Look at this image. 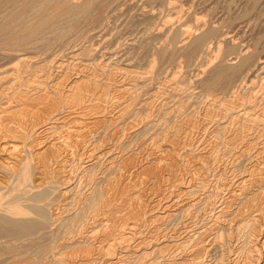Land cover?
<instances>
[{
    "label": "bare ground",
    "instance_id": "obj_1",
    "mask_svg": "<svg viewBox=\"0 0 264 264\" xmlns=\"http://www.w3.org/2000/svg\"><path fill=\"white\" fill-rule=\"evenodd\" d=\"M245 1L221 23L199 17L191 29L147 31L135 47L152 51L147 62L155 72L176 53L188 64L202 56L194 85L208 102L195 117L186 109L192 82L175 81L171 89L182 93L175 106L148 90L138 107L140 94L125 83L110 81L99 96L90 93L101 87L103 72L55 73L59 60L49 53L35 59L72 35L88 38L83 27L103 26L123 0H0V264H264V93L240 95L241 87L253 86L244 89L250 73H264V34L255 32L248 46L238 37L241 23L264 16V0ZM148 15L142 18H153V10ZM258 19L251 26L261 29ZM159 38L165 41L157 45ZM90 46L78 54L92 55ZM151 129L146 149H130ZM153 217L155 229H140Z\"/></svg>",
    "mask_w": 264,
    "mask_h": 264
},
{
    "label": "rangeland",
    "instance_id": "obj_2",
    "mask_svg": "<svg viewBox=\"0 0 264 264\" xmlns=\"http://www.w3.org/2000/svg\"><path fill=\"white\" fill-rule=\"evenodd\" d=\"M126 1V0H125ZM124 0H123V3L121 2V5L120 4H118V5H116V6H114L113 8H111L108 12L109 13H107V20H106V22L103 24V26L101 25V27H99L98 25H96V27H92V29H94V30H92L91 31V28L90 29H88L89 27H88V25H85L84 27H83V30H87L88 31V33H89V35H88V38L90 37V34L92 33L93 35H91V37L88 39L85 35H80L81 37H79V36H77V35H72V36H70L66 41L67 42H64V43H57L55 46H53L51 49H50V51L51 50H53L52 51V53L51 52H48V51H42V52H39V53H35V51H30V52H32L33 53V55H34V53H35V59H38V60H41V58H43V56H41V57H39V56H36V54H41L42 53V55H44L45 56V54H47V53H49L50 54V56H49V54H47L44 58H46V57H48L49 56V58L48 59H50L51 60V56H52V59L53 60H59V62L62 64L61 66L63 67V68H61V67H58V66H56V65H59L58 63L57 64H55V67L52 69V71L53 72H55V73H57V72H59V70L61 71V70H63V71H67V73L68 74H70V75H72V74H74L75 72L77 73H81V74H83V73H85V75H89V74H91V73H89V72H93V70H97V72H98V74L99 73H101V72H103V73H101V74H99V77H98V80H99V82L101 83V87H97V88H93L92 87V89L90 88V90L91 91H89L90 93L91 92H95V94H97L96 96H99L100 94H102L101 92H103L102 91V89H103V87H104V85L103 84H106L107 82L109 83L110 81H112V82H110V83H114L115 85H119V83L120 84H122V83H125V86H127V87H133L132 88V91H134L135 92V94L136 93H138V94H140L139 96H140V98H139V96L137 97V100H138V102H139V104H138V107H139V105L141 106L142 104L141 103H143V102H145L146 101V99L147 98H149L150 97V95H152L151 93L153 92V94H154V92L155 93H157L158 92V90L160 91V95L162 96V95H164V96H162V97H168L169 98V100H170V104L172 103V105L174 104V106L176 105V103H178L179 104V102H180V100H181V97H182V93L181 94H179V92L180 91H178V92H176V93H174L173 92V87L175 86L174 84H175V81L176 80H178V81H181V83H183L184 85L185 84H190L191 82H192V84H193V89H192V93L194 92H196L197 93V95H196V93L194 94H192V96L191 97H193V98H188V101H186V102H188V105L190 106H188L187 105V103H186V106L188 107V108H186V109H191V110H189L192 114H194V112L193 111H195V117H196V115L197 116H203V114L205 113V109H206V104H207V102H208V97L207 96H205V97H207L206 98V100H204V94L205 95H207L206 94V92H205V90H203V88L201 89V91H203V92H201V91H198L200 88H201V85H198L197 86V84H195L194 85V83H195V80L197 79V75H198V73L200 72V69H203L204 68V62L202 61V56L200 57L199 55V57L197 56L196 57V59L194 58V61H197V62H192L191 64H188V63H186V61H185V58H184V56H180L181 54L179 53H176L171 59L172 60H174V61H172L171 59H166V64L164 65V61H163V63L162 62H160L157 66H156V68H154V69H157L156 70V72L153 70V69H151V67L149 66V64L150 63H148V62H151V61H149V60H152L149 56L150 55H152V51H150V55L148 54V52L149 51H147V52H145V51H143L142 52V50H140L139 48H135L136 46H138V42L139 41H141L143 38H142V36H146V35H149L150 33H156L157 32V30H159V29H168V28H171V27H173L172 29H174V27H175V29H177V27H180V28H182V29H184L185 28V26L186 25H190L189 26V28L191 27V26H193L194 25V23H195V21H196V23H197V18L199 19V17H202V19L204 20H206V21H208L209 23H212L211 21H213L214 23H221V22H223V19H228L229 17V15H230V17H232V16H234L233 14H237L236 12L238 11L239 12V10H240V12L242 11V9L244 8V5L243 4H245L246 3V1L244 0V1H241V0H233V2H231L230 0H228V1H226V2H228V3H226L225 2V0H190V1H188V0H127L126 2L128 3H126ZM160 1V2H159ZM165 1V2H164ZM181 1V2H180ZM188 2V3H186V2ZM202 1H203V3H202ZM206 1H207V3H206ZM136 2V3H135ZM145 2V3H144ZM155 2V3H154ZM157 2V3H156ZM198 2V3H197ZM209 2V3H208ZM221 2L223 3V2H225L224 3V5H225V7L221 4ZM235 2V3H234ZM236 2H239L238 4L236 3ZM245 2V3H244ZM129 3L130 4H132V6L131 5H129ZM165 3V4H164ZM229 3H230V5H229ZM181 4H183V6L181 5ZM200 4V5H199ZM211 4V5H210ZM226 4H228V5H226ZM231 4H233L232 6H231ZM234 4H236V5H234ZM129 5V6H128ZM149 5V6H148ZM190 5V6H189ZM241 5V6H240ZM127 6V7H126ZM151 6V7H150ZM177 6V7H176ZM205 6V7H204ZM207 6V7H206ZM228 6V7H227ZM234 6H235V8H234ZM237 6V7H236ZM116 7V8H115ZM129 7V8H128ZM131 7V8H130ZM136 7V8H135ZM143 7V8H142ZM184 7H186V8H184ZM200 7V8H199ZM204 7V8H203ZM208 7H209V10L210 9H213V11L211 10V12H213V13H211L209 10H208ZM211 7V8H210ZM213 7V8H212ZM227 7V9L225 10V8ZM231 7V9H234V10H232L231 11V9L229 10V8ZM119 8L121 9V11L119 10ZM147 8V9H146ZM151 8H152V10H153V12H154V15H153V18L151 17V19H145V18H142V17H149V13H151L152 12V10H151ZM157 8V9H156ZM184 8V11L182 10ZM206 8V9H205ZM238 8H240L239 10H238ZM189 9V10H188ZM202 9V10H201ZM221 9V10H220ZM224 9V10H223ZM114 11V14H113V11ZM119 10V11H118ZM131 10V11H130ZM146 10V11H145ZM147 10L149 11L148 12V14H147ZM237 10V11H236ZM128 11V12H127ZM136 11V12H135ZM195 11V12H194ZM205 11H207V12H205ZM218 11V12H217ZM224 13H223V12ZM228 11H231V14H230V12H228ZM144 12V13H143ZM181 12V13H180ZM227 12V13H226ZM115 13H117V14H115ZM119 13V14H118ZM141 13V14H140ZM157 13V14H156ZM183 13L184 14H186V15H183ZM192 13H196L195 14V16L196 17H194V16H192ZM206 13V15H204ZM216 13V14H215ZM218 13V14H217ZM112 14V15H111ZM214 14V15H213ZM224 15V17H222L221 18V16H223ZM258 14V16L256 17V15ZM254 13V15L255 16H253V15H251V17H250V19H249V21L250 22H244L245 23V28H244V25L242 26V23H241V25H240V28H242V29H240V31L241 32H243V33H241L240 31H239V29L238 28H236L237 29V31L236 32H240L239 34L240 35H238V37H240V44L241 45H244V46H248V44L251 42V41H253V38L254 39H257L258 37H255L254 36V33L256 34V36L258 35V36H262L263 34H264V29H263V27H264V16H262V15H260L259 13ZM120 15V16H119ZM138 15V16H137ZM141 15V16H140ZM148 15V16H147ZM164 15V16H163ZM183 17H181V16ZM189 15V16H188ZM208 15V16H207ZM226 15V16H225ZM156 16L158 17V18H156ZM173 16V17H172ZM180 16V18H178ZM194 17V18H189V17ZM210 16V17H209ZM253 16V17H252ZM113 17H115V18H113ZM133 17V18H132ZM141 17V18H140ZM154 17H155V19H154ZM209 19H208V18ZM213 17V18H212ZM219 17V20L217 19V18ZM256 17V18H255ZM160 18V19H159ZM212 18V19H211ZM251 18H252V20H251ZM253 18H255L254 20H257V18H259L258 19V21H257V24H259L260 23V25L261 24H263V26L261 25L260 27H261V29H263V30H261V29H259V25L258 26H255V27H252V26H254V24L256 23V21H254L253 20ZM119 19V20H118ZM129 19V20H128ZM163 19V20H162ZM181 19V20H180ZM188 19V20H187ZM191 19V20H190ZM196 19V20H195ZM215 19V20H214ZM131 20V21H130ZM138 20H140V22H137ZM142 20H144L143 22H145V23H148L147 25L145 24V23H143V22H141ZM147 20H149L148 22H147ZM150 20H152V21H150ZM190 20V21H189ZM194 20V21H193ZM222 20V21H221ZM261 20V21H260ZM263 20V21H262ZM154 21H156V23L154 22ZM163 21V22H162ZM180 21H183L184 23H182V22H180ZM218 21V22H217ZM221 21V22H220ZM252 21H254V23L252 22ZM135 22V23H134ZM154 24H153V23ZM188 22H191V23H188ZM193 22V23H192ZM252 22V23H251ZM116 25H115V24ZM133 23V24H132ZM137 23H138V25H137ZM143 23V24H142ZM162 23V24H161ZM177 23V24H176ZM179 23V24H178ZM195 23V24H196ZM243 23V24H244ZM130 24V25H129ZM134 24H136L135 26L136 27H134ZM140 24H141V26H140ZM147 26H145V25ZM151 26H150V25ZM193 24V25H192ZM250 24V26L248 27V25ZM123 25V26H122ZM128 25V26H127ZM133 25V26H132ZM143 25V26H142ZM161 25V26H160ZM180 25V26H179ZM185 25V26H184ZM87 26V27H86ZM113 26V27H112ZM156 28H154V27ZM168 26V27H167ZM171 26V27H170ZM177 26V27H176ZM188 26H186V28H188ZM103 27V28H102ZM120 27V28H119ZM131 27V28H130ZM133 27V28H132ZM150 27V28H149ZM153 29H152V28ZM162 27V28H161ZM195 27V26H194ZM194 27H192V29H194ZM97 28V29H96ZM101 28V29H100ZM137 28H138V30H137ZM142 28V29H141ZM144 28V29H143ZM245 29V31H246V34H244L245 33V31H244V29ZM109 29H112V30H109ZM145 29H146V31H145ZM149 29V30H148ZM150 29H151V31H153L154 30V32H151L150 31ZM191 29V28H190ZM224 29H226V27L224 28ZM235 29V30H236ZM130 30H131V32H130ZM135 30V31H134ZM140 30V31H139ZM142 30V31H141ZM243 30V31H242ZM260 30V31H259ZM107 31V32H106ZM147 31H149L150 33H148ZM248 31H251V33H248ZM258 31V32H257ZM94 32V33H93ZM110 32V33H109ZM137 32H139V33H137ZM142 32V33H141ZM145 32H147V33H145ZM259 32H261V33H259ZM103 33V34H102ZM132 33V34H131ZM144 33H145V35H144ZM109 34V35H108ZM124 34H126V35H124ZM128 34V35H127ZM141 34V35H140ZM242 34V35H241ZM262 34V35H261ZM107 35V36H106ZM85 36V37H84ZM103 36V37H102ZM138 36V37H137ZM245 38V40H244V38ZM253 36V37H252ZM72 37V38H71ZM82 37H84L83 38V40L81 39ZM105 37V38H104ZM137 37V38H136ZM249 37V38H248ZM71 38V39H70ZM77 38V39H76ZM79 38V39H78ZM112 38V39H111ZM117 38V39H116ZM164 38V37H163ZM163 38H161V40H160V38H159V41H158V39H157V45H159L160 44V42L162 43V42H164L165 41V39H163ZM243 40H242V39ZM248 38V39H247ZM74 39V42L73 41H71V40H73ZM125 39V40H124ZM133 39V40H132ZM139 39H141V40H139ZM252 39V40H251ZM68 40H69V42H73L72 44L71 43H68ZM75 40H77V42L75 41ZM86 40V41H85ZM128 40V41H127ZM136 42H135V41ZM264 40V37H263V39H262V43L264 42L263 41ZM132 41H133V43H132ZM242 41H244V42H242ZM255 42H256V40H254ZM251 42L250 44L251 45H254V43L255 42ZM215 42V41H214ZM68 43V44H67ZM136 43V44H135ZM253 43V44H252ZM64 44V45H63ZM67 44V45H66ZM92 44V45H91ZM96 44V45H95ZM115 44V45H114ZM61 45V46H60ZM63 45V46H62ZM91 45V46H90ZM131 45V46H130ZM133 45V46H132ZM135 45V46H134ZM251 45H249V46H251ZM59 46V47H58ZM66 48H65V47ZM72 46H74L73 48H71ZM86 46H90V48L92 49V55H90V56H86L85 54L83 55V54H78V53H80V52H82V50H83V48L84 47H86ZM114 46V47H113ZM116 46V47H115ZM126 46V47H125ZM212 46H214L213 44H212ZM59 49H58V48ZM62 47V48H61ZM82 48V49H81ZM125 48V49H124ZM131 48H133L134 50H136L135 52L133 51V49H131ZM74 49H77L76 51H74ZM95 49V50H94ZM137 49H139V52L137 51ZM55 50H59V51H55ZM74 52H73V51ZM130 50H131V52H130ZM118 51V52H117ZM125 51V52H124ZM129 51V52H128ZM133 51V52H132ZM57 53L58 52V54L60 55H58V54H56V56H55V54L54 53ZM137 52V53H136ZM144 52H145V54H144ZM127 53V54H126ZM129 53H130V55H129ZM136 53V54H135ZM141 53H142V55H143V58H142V55H141ZM53 54H54V56L56 57H53ZM75 54V55H74ZM94 54H97V55H94ZM100 54V55H99ZM122 54V55H121ZM138 54V55H137ZM148 54V55H147ZM62 55V56H61ZM72 55V56H71ZM83 55V56H82ZM109 55V56H108ZM145 55V56H144ZM179 55V56H178ZM71 56V57H70ZM85 56V57H84ZM95 56V57H94ZM106 56V57H105ZM114 56V57H113ZM125 56H126V58H125ZM135 56H137V57H135ZM175 56H178V57H175ZM38 57V58H37ZM57 57H59V58H57ZM62 57V58H61ZM124 57V58H123ZM129 57V58H128ZM140 57V58H139ZM146 57H148V58H146ZM151 57H153V56H151ZM181 57V58H180ZM183 57V58H182ZM230 57H232V56H230ZM61 58V59H60ZM134 58V59H133ZM178 58V59H177ZM88 59V60H87ZM91 59V60H90ZM109 59V60H108ZM121 59H122V61H121ZM127 59V60H126ZM182 59H183V62H185L187 65H185V63L183 64V62H182ZM199 59L201 60V61H199ZM62 60V61H61ZM93 60V61H92ZM130 60V61H129ZM139 60V61H138ZM171 60V61H170ZM8 61L9 60H5V61H3L2 60V62L1 63H6V65L8 64V65H10V63H8ZM69 61V62H68ZM86 61V62H85ZM109 61V62H108ZM144 61V62H143ZM148 61V62H147ZM182 63H181V62ZM92 62V63H91ZM134 62V63H133ZM175 62V63H174ZM177 62H178V64H177ZM199 62H203V64L201 63V64H199ZM99 63H102L101 65L99 64ZM161 63L163 64V65H161ZM173 63V64H172ZM194 63H196V64H194ZM75 64V65H74ZM84 64V65H83ZM87 64V65H86ZM104 64V65H103ZM106 64V65H105ZM127 64V65H126ZM139 64V65H138ZM148 64V65H147ZM176 64H177V66H176ZM179 64L182 66H180L179 67ZM192 64H194V65H192ZM74 67H73V66ZM145 65V66H144ZM172 65V66H171ZM186 67H185V66ZM202 66V65H204V66H202L203 68H201L200 66ZM85 66V67H84ZM99 68H103V70L102 69H99ZM116 66V67H115ZM120 66V67H119ZM170 66V67H169ZM190 66V67H189ZM200 68H199V67ZM70 67V68H69ZM117 67H119V68H117ZM122 67V68H121ZM124 67V68H123ZM126 67H128V69L126 68ZM150 67V68H149ZM179 67V68H178ZM197 67V68H196ZM116 68V69H115ZM123 69V70H119L118 72H117V69ZM145 68V69H144ZM149 68V69H148ZM172 68V69H171ZM55 69V70H54ZM75 69V70H74ZM128 70V72L126 71V70ZM176 69V70H175ZM178 69H179V71H178ZM191 69V70H190ZM101 70V71H100ZM110 70L115 74H112V75H114V76H112V80H109V74H110ZM138 70V71H137ZM148 70H150L149 72H151L152 70L154 71H152V73H149V72H147ZM191 72H189V71ZM106 71V72H105ZM121 71V72H120ZM173 71V72H172ZM177 71V72H176ZM126 72V73H125ZM139 72V73H138ZM140 72H143V74H144V76H143V74L141 75L140 74ZM145 72L148 74V76H147V74H145ZM186 72V73H185ZM263 72H264V70H263ZM72 73V74H71ZM108 73V74H107ZM124 73V74H123ZM130 73V74H129ZM177 73V74H176ZM254 73H255V75H254ZM262 72L260 71H255V72H252V73H250V75H251V77L249 76V79H247V82H246V85H244V89H245V87H248V86H250L251 84L253 85V86H250V90L249 91H247L246 89L245 90H243V88L241 87V89H240V95L241 94H243V95H241L242 97H243V100H245L246 98V96L245 95H247V94H249V92H251V94L252 93H256L255 91H258L259 90V92H257L256 93V95H259V94H262V93H264L263 91H264V89H263V87H264V73H262ZM121 74V75H120ZM127 74V75H126ZM136 74V75H135ZM137 74H138V76H137ZM172 74V75H171ZM183 74V75H182ZM262 75V77H261V75ZM84 75V74H83ZM132 75L134 76V77H132ZM151 75H155L152 79L150 78L151 77ZM168 75V76H167ZM176 75V76H175ZM186 75V76H185ZM260 75V76H259ZM126 76H128V77H126ZM136 76V77H135ZM146 76V77H145ZM184 76V77H183ZM253 76H255V77H253ZM257 76H259V79L258 78H256ZM115 77V78H114ZM148 77V78H147ZM159 77V78H158ZM186 77V78H185ZM125 78V79H124ZM139 78V79H138ZM145 78V79H144ZM148 80H147V79ZM150 78V79H149ZM170 78V79H169ZM189 80H188V79ZM115 81H114V80ZM137 79V80H136ZM142 79V80H141ZM165 79H167V80H165ZM182 79V80H181ZM192 79V80H191ZM136 80V81H135ZM142 82H141V81ZM143 80H146V82L145 81H143ZM185 80H187V82L185 81ZM119 81V82H118ZM124 81V82H123ZM149 81V83H147ZM182 81H184V82H182ZM189 81V82H188ZM254 81H255V83H254ZM260 81V82H259ZM118 84H117V83ZM138 82V83H137ZM140 82V83H139ZM151 82V83H150ZM251 82V83H250ZM129 83V84H128ZM144 83V84H143ZM147 83V84H146ZM156 83V84H155ZM177 84L178 85V89H179V87L182 85V84ZM256 85V87H255V85ZM131 84V85H130ZM133 84H135V85H133ZM139 84V85H138ZM141 84V85H140ZM145 84L147 85V86H145ZM138 85V86H137ZM150 87H149V86ZM161 85V86H160ZM170 87H169V86ZM135 86V87H134ZM151 86H152V89L150 90L149 88H151ZM155 86V87H154ZM139 87V88H138ZM142 87V88H141ZM147 87H149V88H147ZM198 89H197V88ZM138 88V89H137ZM145 88H147V89H145ZM157 88V89H156ZM172 88V89H171ZM196 88V89H195ZM252 88V89H251ZM94 89H95V91H94ZM99 89V91H97ZM156 89V90H155ZM255 89V90H254ZM93 90V91H92ZM151 91V93L149 92V91ZM252 90V91H251ZM113 91L114 90H112L111 92H110V94H111V96L113 97L114 95L116 96H114L113 98H115V100L118 98H121V97H119L120 95H119V93L117 92V91H115V93H113ZM146 91V92H145ZM157 91V92H156ZM162 91V92H161ZM173 93H172V92ZM244 91V92H243ZM246 91V92H245ZM261 91V92H260ZM171 92V93H170ZM198 92H200L201 93V96H200V93H198ZM163 93V94H162ZM166 93V94H165ZM245 93V94H244ZM259 93V94H258ZM113 94V95H112ZM150 94V95H149ZM170 94H172L173 95V97H172V95H170ZM202 94H203V96H202ZM253 94V95H254ZM142 95V96H141ZM144 95V96H143ZM149 95V96H148ZM176 96V98H175V96ZM263 96H264V94H263ZM171 97V98H170ZM202 97H203V100H202V102H201V99H202ZM125 98V96L124 97H122L121 99H122V101H124V102H126V100L127 99H124ZM127 98V97H126ZM139 98V99H138ZM143 98V99H142ZM146 98V99H145ZM180 98V99H179ZM201 98V99H200ZM245 98V99H244ZM121 99H119L118 100V102H121ZM145 99V100H144ZM173 99V100H172ZM177 99V100H176ZM190 99H193V100H190ZM195 99V100H194ZM198 99H200V100H198ZM141 100V101H140ZM176 100V101H175ZM197 100V101H196ZM173 101H175V103H173ZM241 102H242V100H240ZM245 102V101H244ZM121 103H123V102H121ZM189 103H193V104H189ZM195 103H196V105H195ZM198 103V104H197ZM206 103V104H205ZM144 104V103H143ZM193 105V106H192ZM198 105V106H197ZM197 106V107H196ZM201 106V107H200ZM192 107H194L193 109H192ZM120 106L118 107V109L120 110ZM117 108H116V111L118 110ZM185 109V111H187V112H189L188 110H186ZM193 110V111H192ZM197 111V112H196ZM186 112V113H187ZM132 118H134L135 119V117H130V119L129 120H127V122H129ZM198 118V117H197ZM134 119H132V120H134ZM141 119H138V124H137V122H136V124L138 125V126H141ZM140 122V123H139ZM152 130V129H151ZM155 131V130H154ZM148 134H152V136H148ZM148 134H145L144 136L146 137L147 136V138H146V140H144L145 139V137L142 139V138H139V139H133V140H135V144L134 143H130V149H133L134 151H136V152H139V151H142V150H144V149H146L147 148V146L148 145H150L151 144V141H152V137H153V130L152 131H148ZM116 138V137H115ZM115 138H114V141H113V144H115V141H116V144L115 145H117V143H118V139L116 138V140H115ZM149 138H151L150 140H147V139H149ZM132 140V141H133ZM138 140H139V142H138ZM142 140V141H141ZM141 141V142H140ZM146 141H149V142H146ZM137 142V143H136ZM141 143V144H140ZM145 143V144H144ZM147 143H149V144H147ZM131 144H133V145H135V146H133V145H131ZM146 146L145 148H144V146ZM114 145V146H115ZM141 145V146H140ZM132 147V148H131ZM137 147V148H136ZM138 147H140L139 149H138ZM114 148H116V146L114 147ZM136 148V149H135ZM138 149V150H137ZM142 149V150H141ZM148 155V153L147 152H144V156H147ZM150 193V192H149ZM156 196V197H155ZM153 198H155V200H157V198H160V197H158V195H153ZM157 209H155V210H153V212H154V214H156L157 213V211H156ZM153 219V221L150 219L148 222H147V224H145L144 226L146 227H141L140 229H155L156 227H157V224H158V222L156 223L155 221L157 220L155 217H153L152 218ZM152 222V223H151ZM149 224V225H148ZM148 227V228H147Z\"/></svg>",
    "mask_w": 264,
    "mask_h": 264
}]
</instances>
